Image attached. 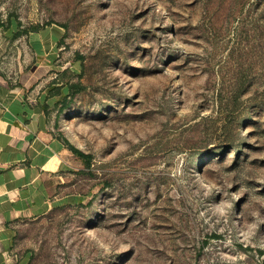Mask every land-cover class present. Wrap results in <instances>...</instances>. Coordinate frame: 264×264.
<instances>
[{
  "label": "rangeland",
  "instance_id": "obj_1",
  "mask_svg": "<svg viewBox=\"0 0 264 264\" xmlns=\"http://www.w3.org/2000/svg\"><path fill=\"white\" fill-rule=\"evenodd\" d=\"M34 25L64 30L51 132L91 157L18 224L26 264H264V0H0V66Z\"/></svg>",
  "mask_w": 264,
  "mask_h": 264
},
{
  "label": "crops",
  "instance_id": "obj_2",
  "mask_svg": "<svg viewBox=\"0 0 264 264\" xmlns=\"http://www.w3.org/2000/svg\"><path fill=\"white\" fill-rule=\"evenodd\" d=\"M63 35L56 25L18 34L22 62L0 66V264L27 263L15 250L17 226L52 208V183L67 165L69 149L44 107L50 80L66 68Z\"/></svg>",
  "mask_w": 264,
  "mask_h": 264
},
{
  "label": "trees",
  "instance_id": "obj_3",
  "mask_svg": "<svg viewBox=\"0 0 264 264\" xmlns=\"http://www.w3.org/2000/svg\"><path fill=\"white\" fill-rule=\"evenodd\" d=\"M37 29H39V27L34 25V26L30 27L29 29H18L16 34L18 35V34L27 32L29 30H37ZM73 87H76V89H79L80 88V85L78 83H69V84H66V90H63L62 92H64L65 94L66 93L67 94L72 93L71 92V88H73ZM60 90H62V89H58V92H60ZM44 107H45V111H47L48 105H45ZM64 141H65V144L67 145V148L69 150H71L73 153L79 155L82 159H84L86 166H88L89 163H90L89 160H90V157L91 156L88 155L87 153H84L81 150H79L77 147H75L74 145H72L67 139H64Z\"/></svg>",
  "mask_w": 264,
  "mask_h": 264
}]
</instances>
